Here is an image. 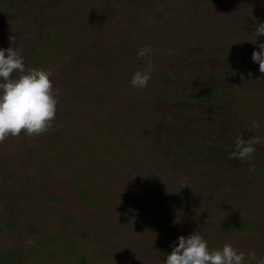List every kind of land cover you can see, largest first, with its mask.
<instances>
[{
  "label": "rangeland",
  "instance_id": "1",
  "mask_svg": "<svg viewBox=\"0 0 264 264\" xmlns=\"http://www.w3.org/2000/svg\"><path fill=\"white\" fill-rule=\"evenodd\" d=\"M258 23L264 0H0V49L58 92L51 129L0 143V264H163L195 231L264 258Z\"/></svg>",
  "mask_w": 264,
  "mask_h": 264
},
{
  "label": "clouds",
  "instance_id": "2",
  "mask_svg": "<svg viewBox=\"0 0 264 264\" xmlns=\"http://www.w3.org/2000/svg\"><path fill=\"white\" fill-rule=\"evenodd\" d=\"M254 35L264 37V23H258ZM10 44H15L16 37L9 35ZM259 51H253L251 60L259 65V72L264 74V43L257 45ZM155 51L142 47L138 56L143 58ZM151 61L143 70H137L131 77L133 88L144 89L151 79ZM52 72L43 68H26L23 57L15 48L0 49V143L11 135L19 137L23 132L27 136H37L47 132L53 126L56 117L57 95L51 81ZM253 127L260 124L254 122ZM258 140H244L237 136L233 156L248 161L255 153ZM171 253L163 264H246L256 261L264 264V258H257L255 252H238L231 244L210 250L207 241L198 233L178 237V242L171 245Z\"/></svg>",
  "mask_w": 264,
  "mask_h": 264
},
{
  "label": "trees",
  "instance_id": "3",
  "mask_svg": "<svg viewBox=\"0 0 264 264\" xmlns=\"http://www.w3.org/2000/svg\"><path fill=\"white\" fill-rule=\"evenodd\" d=\"M259 169H260V168H259ZM254 171H255V172H260V171H258V169H255Z\"/></svg>",
  "mask_w": 264,
  "mask_h": 264
}]
</instances>
